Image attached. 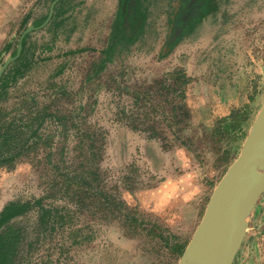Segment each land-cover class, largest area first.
I'll use <instances>...</instances> for the list:
<instances>
[{
	"label": "rangeland",
	"instance_id": "rangeland-1",
	"mask_svg": "<svg viewBox=\"0 0 264 264\" xmlns=\"http://www.w3.org/2000/svg\"><path fill=\"white\" fill-rule=\"evenodd\" d=\"M142 1L143 33L102 66L121 0L24 38L49 7L0 0V212L34 204L15 264H178L241 154L264 105V0H209L188 27L171 21L182 0ZM256 209L233 264H264Z\"/></svg>",
	"mask_w": 264,
	"mask_h": 264
},
{
	"label": "water",
	"instance_id": "water-1",
	"mask_svg": "<svg viewBox=\"0 0 264 264\" xmlns=\"http://www.w3.org/2000/svg\"><path fill=\"white\" fill-rule=\"evenodd\" d=\"M27 33L23 34V38ZM21 50L20 46L19 52ZM11 60L9 58L7 63ZM263 194L264 105L252 125L241 154L217 187L201 226L194 233L178 264H233ZM217 195H221V198L216 199ZM213 209H218L222 215L218 225L209 230L205 225Z\"/></svg>",
	"mask_w": 264,
	"mask_h": 264
},
{
	"label": "trees",
	"instance_id": "trees-1",
	"mask_svg": "<svg viewBox=\"0 0 264 264\" xmlns=\"http://www.w3.org/2000/svg\"><path fill=\"white\" fill-rule=\"evenodd\" d=\"M122 6L118 12L115 23L113 25V33L111 35V43L108 47L107 57L104 59L102 66H106L107 62L112 60V52L118 47L124 49L138 40L146 27V21L148 16V7L141 3L140 0H121ZM180 7L177 8V13L173 16L172 24H180L181 26L188 27L192 24L201 21L202 17L208 13L209 0H182L180 2ZM189 6H193L191 10H197V15L186 16V12ZM198 11L200 13H198ZM193 11V13H196ZM43 17L35 22L36 26H40L45 20ZM131 34L128 39H124L122 35ZM27 36L23 40L24 47L26 46ZM124 37V38H123ZM170 42L168 47L169 50L173 48L176 41ZM113 50V51H112ZM25 51V48L24 50ZM112 51V52H111ZM106 52V51H105ZM165 55V54H164ZM163 55V56H164ZM31 63V61H30ZM1 88V87H0ZM10 129V128H8ZM12 131L4 130L0 127V165L8 161L10 156H6L3 150H6V144L12 137ZM12 148V146H11ZM10 151V149H8ZM34 204L32 201H11L7 203L2 211L0 212V264H15L18 258L19 248L24 242L25 237L21 234L20 226L17 225L19 218L27 215L31 210H33ZM41 223L40 226H50L52 220L54 221L53 208L51 206H42L40 212Z\"/></svg>",
	"mask_w": 264,
	"mask_h": 264
},
{
	"label": "crops",
	"instance_id": "crops-1",
	"mask_svg": "<svg viewBox=\"0 0 264 264\" xmlns=\"http://www.w3.org/2000/svg\"><path fill=\"white\" fill-rule=\"evenodd\" d=\"M24 3H26L27 5L29 3H39L41 7H46V6L47 8L49 7L48 13L40 17L41 19L47 16V19L40 26L35 25V22L37 21V19L34 22H32V12H29L25 15L23 19V24L25 26V32H28L30 34L38 30H42L47 26L50 27L51 22L53 21L54 18L56 22L58 21V23L64 22L63 18H65V16L68 15L69 12L76 7L74 3H113V0H101L100 2H97V0H86V1L85 0H24ZM263 197H264V194L262 195L261 199ZM255 216H258V217L260 216L258 215L257 209H256ZM263 216H264V209H263ZM253 228L254 227L251 224L249 227V230L251 231Z\"/></svg>",
	"mask_w": 264,
	"mask_h": 264
},
{
	"label": "bare ground",
	"instance_id": "bare-ground-1",
	"mask_svg": "<svg viewBox=\"0 0 264 264\" xmlns=\"http://www.w3.org/2000/svg\"><path fill=\"white\" fill-rule=\"evenodd\" d=\"M221 195H217L216 199H220ZM220 215H222V213L219 212L218 209H213V212L211 213L210 218L206 222L207 225H205V227L209 230L214 229L218 225L219 218L221 217Z\"/></svg>",
	"mask_w": 264,
	"mask_h": 264
},
{
	"label": "flooded vegetation",
	"instance_id": "flooded-vegetation-1",
	"mask_svg": "<svg viewBox=\"0 0 264 264\" xmlns=\"http://www.w3.org/2000/svg\"><path fill=\"white\" fill-rule=\"evenodd\" d=\"M141 3H144V2L142 1ZM193 11H195V12H196L197 10H193ZM193 11H192V13H193ZM198 13H200V12L198 11ZM196 15H197V14H196Z\"/></svg>",
	"mask_w": 264,
	"mask_h": 264
}]
</instances>
